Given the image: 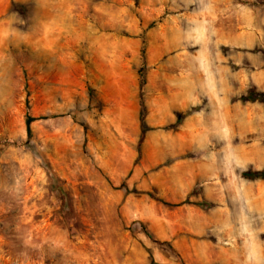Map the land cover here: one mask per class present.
Masks as SVG:
<instances>
[{
    "label": "rangeland",
    "instance_id": "1",
    "mask_svg": "<svg viewBox=\"0 0 264 264\" xmlns=\"http://www.w3.org/2000/svg\"><path fill=\"white\" fill-rule=\"evenodd\" d=\"M262 93L264 0H0V264H264Z\"/></svg>",
    "mask_w": 264,
    "mask_h": 264
},
{
    "label": "trees",
    "instance_id": "2",
    "mask_svg": "<svg viewBox=\"0 0 264 264\" xmlns=\"http://www.w3.org/2000/svg\"><path fill=\"white\" fill-rule=\"evenodd\" d=\"M143 54L145 56V47H143ZM146 61V58H144ZM145 74V72H144ZM255 92L251 90L248 91L247 95L245 96L246 99H254L256 96ZM262 96H264V93L260 94ZM32 117L29 116V118L27 119V123H28V127L30 128V123H31ZM243 176L249 179H253V178H257V177H261L264 176V169L263 170H246L243 172Z\"/></svg>",
    "mask_w": 264,
    "mask_h": 264
}]
</instances>
